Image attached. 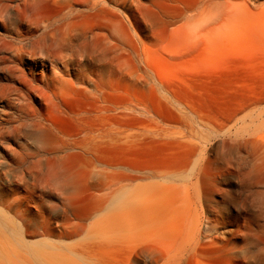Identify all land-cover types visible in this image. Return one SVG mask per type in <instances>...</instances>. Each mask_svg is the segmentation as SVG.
Returning <instances> with one entry per match:
<instances>
[{
    "label": "bare ground",
    "instance_id": "bare-ground-1",
    "mask_svg": "<svg viewBox=\"0 0 264 264\" xmlns=\"http://www.w3.org/2000/svg\"><path fill=\"white\" fill-rule=\"evenodd\" d=\"M222 1H199L184 25L193 19L199 30L227 16ZM111 3L134 12L142 5L141 0H0V69L7 77L0 98L19 97L17 113L0 118V140L24 139L22 129L29 126L42 137L35 151L26 144L21 145L23 152L7 149L14 158L10 168L0 172V264H50L47 251L57 249L51 243L55 239H82L65 249L89 264L174 259L168 249L162 251L159 240L175 241L185 233L180 258L200 254L209 237L199 228L202 217L197 212L205 207L201 183L217 170L219 160L247 180L250 191L264 196V96L222 118L182 101L161 72L141 58L137 20L77 28L81 15ZM50 6L56 8L52 16L46 12ZM131 56L141 63L140 69H131ZM86 59L91 65L84 69ZM48 61L63 66L60 78L93 85L102 94L112 89L106 71H143L139 77L164 93L168 102H94L74 114L72 134L60 135L53 116L38 113L29 102L33 98L43 111L65 113L64 102H54L47 83L30 79L25 71L26 65L43 68ZM219 139L221 153L212 156L213 142ZM53 195L59 203L48 199ZM110 210L116 212L104 214ZM145 235L154 238L152 244L127 258L117 256L122 246ZM66 260L80 264L68 255Z\"/></svg>",
    "mask_w": 264,
    "mask_h": 264
},
{
    "label": "rangeland",
    "instance_id": "rangeland-1",
    "mask_svg": "<svg viewBox=\"0 0 264 264\" xmlns=\"http://www.w3.org/2000/svg\"><path fill=\"white\" fill-rule=\"evenodd\" d=\"M199 1L201 0H141L142 5L136 12L120 9L111 3L94 14L81 15L76 19V24L77 28L84 31L111 22L126 23L137 20L138 22L135 23L140 24L137 37L141 41L138 45L141 58L153 65L159 75L161 72L160 76L173 86L175 94L182 101L192 102L197 109L201 107L200 111L210 117L222 118L237 107L264 96V0H223L222 5L225 7L222 8L228 12V15L198 30L197 26L195 27L196 21L193 22V19L194 24L189 22L184 25V23H187L189 14L191 12L193 14L194 9L200 4ZM55 9L50 6L47 7L46 12L52 16L56 13ZM211 25H213L212 28ZM198 27L200 28L201 25L198 24ZM208 27L211 29L209 30ZM170 28L174 29L170 30ZM199 31L201 32L198 34ZM132 35L136 37V34L132 33ZM84 64V69L91 65L87 59ZM140 64L134 56H131L129 60L131 69L137 67L140 69ZM61 69H63L61 64H52L49 61L44 63L43 68L35 63L25 66L26 73L32 75L29 74L30 79L36 82L44 80L47 83L46 89L53 95L54 102H64L66 108L62 107V109L65 113L56 114L52 110L44 109L43 111L33 98L29 100L35 111L53 116L60 135L72 134L75 129L72 119L74 114L89 109L94 102H111L116 106L138 102L154 104L168 102L164 93L155 91L151 84L145 83L139 77L144 76L143 71L120 74L117 72L111 74V71H106L105 74L111 76L112 89L110 90L109 87L102 94L93 85L80 82L76 84V80L71 78L70 80L68 77H61V79ZM6 78L0 69V92ZM18 99L17 95H11L8 101L0 98V118L4 119L7 113L10 115L17 113ZM31 127L22 129L23 134L26 135H22L24 139L16 142L0 140V172L10 168L8 163L14 158L7 149L23 152L21 145L24 144L30 151H35L39 147L41 144L39 141L42 140L41 133ZM213 143L214 148L211 154L215 156L219 154V151L221 153L222 145L220 139ZM217 162L221 168L215 164L217 170H213L214 172L211 170L201 183L205 207L199 210L202 213L197 212L202 217L199 228L202 231L212 228L211 232L206 233V231L203 234L209 236L207 240H204L203 252L180 258L182 242L184 245L188 235L185 233L182 238L175 241L159 240L162 251L164 252L162 247H165L174 259L164 257L156 262L147 261L144 264H260L264 262V229H262L264 213L261 214L264 208L262 205L264 196L250 191L248 181L232 169L229 172L222 160L221 164L220 160ZM223 168L224 172H222ZM215 171L218 172L215 173ZM243 183L248 187H245ZM48 199L52 203H59L57 195L48 196ZM258 206H262L260 210ZM114 211H106L104 214ZM116 211L122 212V209ZM247 224L249 228L245 227ZM251 226L255 229L253 230ZM248 230L256 231L253 234ZM138 241L133 240L122 246L117 256L127 258L141 246L152 244L154 238L145 235ZM82 242V239L64 240V242L52 240L51 243L57 249H48L49 263L72 264V260H66L68 255V259L74 258L77 263L89 264L86 260L70 255L65 249L66 246L71 247ZM231 246H235L236 250L231 251ZM243 250L245 254L247 253L248 259L244 257ZM239 256H243L244 259ZM97 261L93 260L90 264H96Z\"/></svg>",
    "mask_w": 264,
    "mask_h": 264
}]
</instances>
